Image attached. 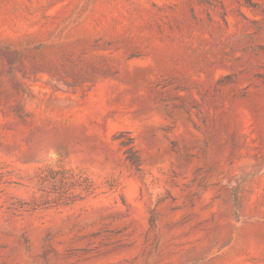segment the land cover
<instances>
[{
	"label": "rangeland",
	"instance_id": "rangeland-1",
	"mask_svg": "<svg viewBox=\"0 0 264 264\" xmlns=\"http://www.w3.org/2000/svg\"><path fill=\"white\" fill-rule=\"evenodd\" d=\"M0 264H264V0H0Z\"/></svg>",
	"mask_w": 264,
	"mask_h": 264
},
{
	"label": "trees",
	"instance_id": "trees-1",
	"mask_svg": "<svg viewBox=\"0 0 264 264\" xmlns=\"http://www.w3.org/2000/svg\"><path fill=\"white\" fill-rule=\"evenodd\" d=\"M127 154V158L128 160L131 162L132 165H136L138 166L140 161L139 158L136 154L135 151H133L132 148L128 149L126 151ZM69 171L64 170V169H58V170H52L51 171V177L52 178H56V177H60V182H59V187H55L54 190H56V192L58 193V198L55 199L56 204H62V203H67V201L69 199H76L77 197L80 196L79 193H73V191L71 190H75L74 188H76V186H78L77 188H79L80 190H82V192H90V186L89 185H82V183H69L67 181V174ZM81 178H83V176H80ZM84 180H87V178H83Z\"/></svg>",
	"mask_w": 264,
	"mask_h": 264
}]
</instances>
